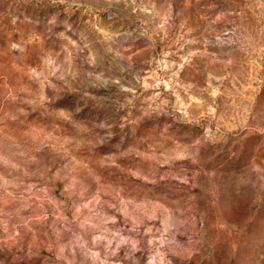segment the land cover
I'll return each instance as SVG.
<instances>
[{
    "label": "rangeland",
    "instance_id": "1",
    "mask_svg": "<svg viewBox=\"0 0 264 264\" xmlns=\"http://www.w3.org/2000/svg\"><path fill=\"white\" fill-rule=\"evenodd\" d=\"M0 264H264V0H0Z\"/></svg>",
    "mask_w": 264,
    "mask_h": 264
}]
</instances>
